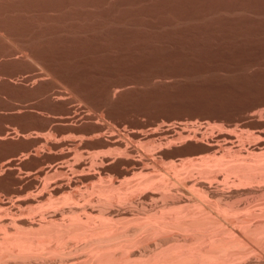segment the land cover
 <instances>
[{"label": "rangeland", "instance_id": "rangeland-1", "mask_svg": "<svg viewBox=\"0 0 264 264\" xmlns=\"http://www.w3.org/2000/svg\"><path fill=\"white\" fill-rule=\"evenodd\" d=\"M216 152L264 153V0H0L4 221Z\"/></svg>", "mask_w": 264, "mask_h": 264}, {"label": "bare ground", "instance_id": "bare-ground-1", "mask_svg": "<svg viewBox=\"0 0 264 264\" xmlns=\"http://www.w3.org/2000/svg\"><path fill=\"white\" fill-rule=\"evenodd\" d=\"M154 158L159 176L112 183L126 192L83 210L0 218V264H264V153L238 160L248 168L216 152L173 172Z\"/></svg>", "mask_w": 264, "mask_h": 264}]
</instances>
